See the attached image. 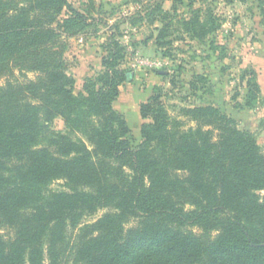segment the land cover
<instances>
[{"label":"trees","instance_id":"trees-1","mask_svg":"<svg viewBox=\"0 0 264 264\" xmlns=\"http://www.w3.org/2000/svg\"><path fill=\"white\" fill-rule=\"evenodd\" d=\"M173 2L172 12L157 5V46L176 24L193 38L217 27L212 11L192 1L183 19L182 0ZM98 10L95 0L80 9L70 0H0V78L37 74L0 85V264H264V149L252 132L212 104L171 118L154 94L140 105L142 141L132 145L114 107L132 73L113 36L102 44L101 73L75 93L64 40L84 36ZM247 87L250 106L261 88L254 78ZM57 117L83 138L52 130ZM47 176L68 191L37 203L22 180ZM107 207L114 212L84 223ZM69 229H77L72 245Z\"/></svg>","mask_w":264,"mask_h":264},{"label":"rangeland","instance_id":"rangeland-1","mask_svg":"<svg viewBox=\"0 0 264 264\" xmlns=\"http://www.w3.org/2000/svg\"><path fill=\"white\" fill-rule=\"evenodd\" d=\"M95 1L99 10L86 34L64 40L67 44L64 58L74 77V68L79 63L78 54L85 56L87 65L94 70L91 76L101 73L102 66L100 69L95 66L106 53L102 44L113 36L125 47L122 69L132 73V78L122 85L126 91L124 98L133 94L139 100H145L159 94L171 118L179 119L184 107L212 104L235 119L241 129L252 132L264 149V2L182 0L177 5L179 18L188 19L191 16L189 3L193 1L194 8L210 10L217 16V27L204 38H193L181 25L176 24L166 40L169 42L159 47L156 38L163 23L157 5L172 12L173 0ZM70 2L80 9L83 0ZM36 78L35 73L16 71L13 76L0 78V85L8 80L27 82ZM251 78L257 80L261 95L259 101L247 106V84ZM83 90L80 85H75L76 94ZM131 90L133 93H130ZM50 128L71 134L73 138H83L81 131L67 127L62 117L55 118ZM141 141L142 136L136 131L132 132V145L136 146ZM22 185L37 203L50 201L53 193L68 191L66 181L53 176L41 180H22ZM112 212V207L103 208L85 218L84 223L94 222ZM137 221L131 219L126 227L135 226ZM76 233L77 229H69L70 245Z\"/></svg>","mask_w":264,"mask_h":264},{"label":"crops","instance_id":"crops-1","mask_svg":"<svg viewBox=\"0 0 264 264\" xmlns=\"http://www.w3.org/2000/svg\"><path fill=\"white\" fill-rule=\"evenodd\" d=\"M79 41L81 40L79 39ZM148 46L152 45L148 44ZM78 56L79 63L77 64V67L74 68V73L77 81L76 85H80V88L82 89L85 79L91 76L94 73V70L92 69V67H90V65H87L88 63L85 60V56L80 54H78ZM101 64L102 59H100V62L98 64L99 66L97 65L95 66V68L100 69L102 66ZM124 88L125 86L121 88V94L117 101L114 102V107L126 117L132 132L135 133L136 131V134L141 135L139 134V132L141 133V126L144 120L140 115V105L146 102L149 98L145 100H139L138 97L133 94L130 97L126 95V97L124 98V93H126V91L124 92ZM130 93H133V90H131Z\"/></svg>","mask_w":264,"mask_h":264}]
</instances>
